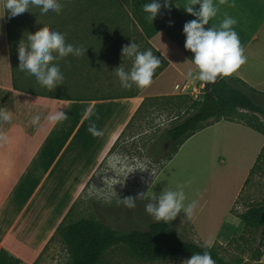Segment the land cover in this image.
I'll list each match as a JSON object with an SVG mask.
<instances>
[{"label":"rangeland","instance_id":"374dc122","mask_svg":"<svg viewBox=\"0 0 264 264\" xmlns=\"http://www.w3.org/2000/svg\"><path fill=\"white\" fill-rule=\"evenodd\" d=\"M85 1L59 0L61 10L49 14L30 5L29 10L19 14L23 24L21 40L26 52L30 51L28 35L45 28L64 33L66 43L74 47L80 43L84 45L79 56L59 57L53 52L56 59L49 63L60 67L63 81L51 90L19 70L20 61L15 53V75L19 83L54 95L104 97L133 92L135 84L132 81L114 78L116 68L123 67L127 73L128 65L134 60V55H119V48L135 43L138 51L146 49L143 26L133 0H102L107 4L88 11H85ZM92 18L98 19L96 29L90 26ZM95 36L100 37L96 48ZM125 83L130 87L125 88ZM191 100L196 99L192 95L147 98L79 196L66 223L95 216L121 230H145L156 221L146 212L145 205L156 206L165 191H183L184 207L196 201L193 215L197 218L195 222L183 207L177 213L173 227L181 238L213 246L232 264H264V226L247 225L240 218L249 207L264 204V153L261 167L243 183L231 204L244 168L256 159L255 152L264 134L251 130L257 136L252 135V138L250 131L231 127L197 133L169 158L172 141L165 131L189 114ZM256 101L264 107V97H257ZM234 120L264 129V114L241 110ZM116 156L124 160L123 164L117 162V168L133 170L127 175L118 173L109 163ZM137 162L145 167H135ZM138 193L144 195L138 198ZM126 196L133 197L135 207L129 208L122 203ZM60 241L61 238L56 237L50 244L42 259L44 264H65L68 249ZM185 260L168 257L150 261L135 255L129 245L121 243L110 248L99 264H183Z\"/></svg>","mask_w":264,"mask_h":264},{"label":"crops","instance_id":"0c3cea01","mask_svg":"<svg viewBox=\"0 0 264 264\" xmlns=\"http://www.w3.org/2000/svg\"><path fill=\"white\" fill-rule=\"evenodd\" d=\"M172 1L187 21L196 19L184 8L187 0ZM213 3L218 13L204 25L205 29L218 25L225 14L237 20L233 28L245 59L230 75L264 93V0H226L224 4L213 0ZM193 7L198 10L199 4ZM145 44V50H151L160 60L159 66L164 60L167 64L159 72V66L155 69L146 87L138 88L129 79L135 84L131 93L101 97L18 90L13 85L6 10L0 2V109L12 114L10 121H0V264H44L45 253H41L59 224L71 214L143 101L192 95L204 84L188 77V72L197 75L198 68L163 30L145 39ZM80 45L84 46L80 43L76 47ZM131 66L128 65L127 73ZM115 77L118 76L114 74ZM57 110L63 111L67 118L49 122L47 115ZM34 115L40 116L35 126L31 123ZM93 123L102 135L94 136L88 131ZM222 127L245 129L251 137L255 136V131L251 132L255 129L247 123L224 118L204 125L194 134L216 132ZM263 147L264 138L258 143L256 159ZM256 159L245 166L231 204ZM192 217L196 222L197 217L193 214Z\"/></svg>","mask_w":264,"mask_h":264},{"label":"trees","instance_id":"16d2710c","mask_svg":"<svg viewBox=\"0 0 264 264\" xmlns=\"http://www.w3.org/2000/svg\"><path fill=\"white\" fill-rule=\"evenodd\" d=\"M101 1L86 0L84 3L85 11L98 9L107 4ZM148 2L150 0H133L134 8L143 26L145 39L163 30L192 60L194 56L191 50L185 48L186 37L183 32V26L187 19L172 0H170L169 7L164 6V0H159L161 7L156 17L149 21L146 19L147 13L142 9V5ZM6 17L14 88L31 92L32 90L17 81L15 75L14 57L15 53H18L19 45L22 42L21 27H23V24L21 25L19 14L10 17L6 12ZM91 21L90 26L92 28L95 26L94 29H96L98 19L92 18ZM170 21L172 23H169ZM93 38V44L100 42V37L95 36ZM80 48L83 50L84 46H80ZM118 53L122 55V47L118 49ZM166 64L167 61L164 60V63L159 66L158 72ZM169 97H189V95L183 94ZM257 97H264V93L257 91L243 80L230 74L220 77L215 83L205 82L204 98L202 100H191L188 106L189 114L175 122L165 131L166 137L172 141L169 158L177 153L180 145L187 138L206 124L223 118L234 120V117L241 110L264 114V107L257 103ZM145 101L146 99L138 111L142 108ZM247 125L264 134V129L260 125L252 123H247ZM263 153L264 147L251 167L249 176L244 183L248 181L255 169L261 167ZM68 216H70V212L59 224L55 234L51 237L49 244L46 245L41 255L46 252L56 237H60V242L68 249V258L65 264H99L108 249L121 243L129 245L135 255L150 261H157L167 257L189 259L195 253L202 254L208 251L215 264H232L224 260L213 246L181 238L173 227L174 218L169 221H164L163 219L153 221L145 230L138 228L121 230L101 221L95 216L81 217L76 221L66 223ZM240 218L247 225L264 226V204L249 207L240 214Z\"/></svg>","mask_w":264,"mask_h":264},{"label":"clouds","instance_id":"9594fccd","mask_svg":"<svg viewBox=\"0 0 264 264\" xmlns=\"http://www.w3.org/2000/svg\"><path fill=\"white\" fill-rule=\"evenodd\" d=\"M3 8L10 17L29 10L30 5L41 9L43 14L59 12L61 4L59 0H0ZM226 3V0H219V4ZM199 4V9H195L193 5ZM164 6H170V0H164ZM161 4L159 0H150V2L142 5V9L147 13L146 19L152 21ZM185 10L196 17L185 22L183 32L185 33V48L191 50L195 55L192 63L199 69L197 75L188 72L190 79H198L201 82H213L218 75L228 76L234 72L240 64L244 62L245 57L242 55L243 49L240 45V40L233 25L237 20L227 14L218 25L205 29L204 25L209 23V20L216 17L218 7L213 3V0H187L184 5ZM169 23H172L171 21ZM30 51L26 52L23 42L19 45L18 58L20 61L19 70L26 72L30 77L35 78L38 83L51 90L56 84L63 81V74L60 67L56 64H50V61L56 59L53 52H56L59 57H66L69 54L79 56L82 53L80 47H74L71 43H66L65 34L48 28L42 31H37L34 34H29ZM138 46L135 43L125 45L122 48V55L131 57L134 54V60L130 72L126 73L123 67L115 69V74L121 81L132 80L138 88L148 86L153 77L155 69L160 65V60L153 55L151 50L138 51ZM125 88L130 87L128 84L123 85ZM90 111V110H89ZM54 114L47 115L46 119L49 122L56 123L66 119L63 111L51 112ZM87 114V113H86ZM12 114L9 111L0 109V121H10ZM40 121L39 115H34L31 118V123L35 126ZM88 131L94 136L102 135V131L97 130L95 124H91ZM117 162L124 163V160L116 156L113 161H110V166L115 168L118 173L122 172L127 175V172L132 171L128 168L125 171L124 167L117 168ZM137 168L143 169L144 164L137 162ZM143 193H138L137 196L142 197ZM185 200L183 191H165L158 198V203L154 206L152 203L145 205L147 213L151 214L155 220L169 221L173 219L178 212L184 208V211L189 217L193 214V208L196 206V201L184 207L182 201ZM122 203L129 207H135L133 197L126 196L122 199ZM183 264H215L212 256L208 251L193 254Z\"/></svg>","mask_w":264,"mask_h":264},{"label":"built area","instance_id":"2783aa9c","mask_svg":"<svg viewBox=\"0 0 264 264\" xmlns=\"http://www.w3.org/2000/svg\"><path fill=\"white\" fill-rule=\"evenodd\" d=\"M205 95V82L202 84V86L195 91L192 92V96H194L197 100H202Z\"/></svg>","mask_w":264,"mask_h":264},{"label":"water","instance_id":"95a60500","mask_svg":"<svg viewBox=\"0 0 264 264\" xmlns=\"http://www.w3.org/2000/svg\"><path fill=\"white\" fill-rule=\"evenodd\" d=\"M192 55L194 56L195 54L192 52ZM223 75H218L217 79L215 81H213V83H215L220 77H222Z\"/></svg>","mask_w":264,"mask_h":264}]
</instances>
